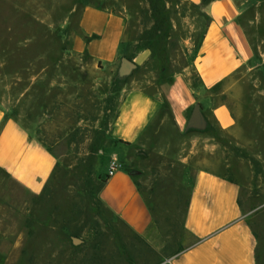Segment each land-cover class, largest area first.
I'll return each instance as SVG.
<instances>
[{
	"label": "rangeland",
	"instance_id": "1",
	"mask_svg": "<svg viewBox=\"0 0 264 264\" xmlns=\"http://www.w3.org/2000/svg\"><path fill=\"white\" fill-rule=\"evenodd\" d=\"M235 1L246 41L242 62L232 75L207 86L195 61L209 19L189 0L92 3L125 19V58L137 68L124 78L119 63L104 65L72 51L67 28L74 23L71 13L82 10L80 0H0V106L30 143L57 159L38 195L0 169V264L160 262L153 246L134 236L100 198L114 153L124 169L144 177L165 258L190 241L184 219L191 180L186 183L184 175L193 177L201 163L242 185L241 205L260 233L264 254V0ZM141 53L147 57L139 65ZM136 86L166 96L182 88L190 94L183 130L169 125L156 142L173 163L148 146H122L112 136L122 98ZM197 105L207 126L188 129ZM222 106L233 116V130L218 125L214 111ZM146 183L158 184L159 194Z\"/></svg>",
	"mask_w": 264,
	"mask_h": 264
},
{
	"label": "crops",
	"instance_id": "2",
	"mask_svg": "<svg viewBox=\"0 0 264 264\" xmlns=\"http://www.w3.org/2000/svg\"><path fill=\"white\" fill-rule=\"evenodd\" d=\"M104 1L80 0L82 10L71 13L74 23L67 28L68 37L73 36L69 44L79 56L108 66L119 63L120 69L127 54V46L123 45L125 19L104 6L92 5ZM189 1L202 6L209 18L195 64L204 83L213 86L232 75L242 62L239 53L245 51L246 41L239 22L241 9L235 0ZM244 53L247 57V51ZM146 57V53H141L135 62L140 65ZM186 90H168V96L139 86L127 90L112 127L113 138L122 146H148L153 154L173 163L171 156L156 149V142L169 125L177 131L183 130L192 104ZM214 115L223 131L235 128L228 107L217 108ZM210 155L216 159L215 152L211 151ZM56 166V157L30 143L22 129L6 118L0 106V169L26 192L38 195L46 188ZM194 169L193 177L184 175L186 183L191 180L184 219L190 241L172 257L165 258L160 247L159 232L153 223L152 200L144 194L141 174L135 177L123 168L103 184L100 198L134 236L153 246L156 257L162 258L156 264H264V254L259 253L262 238L241 205L242 185L221 174L213 164L201 163ZM150 180L153 183L155 176ZM145 185L154 195L159 194L158 184H154L156 188L149 183Z\"/></svg>",
	"mask_w": 264,
	"mask_h": 264
},
{
	"label": "water",
	"instance_id": "3",
	"mask_svg": "<svg viewBox=\"0 0 264 264\" xmlns=\"http://www.w3.org/2000/svg\"><path fill=\"white\" fill-rule=\"evenodd\" d=\"M137 65L129 60L128 58H123L121 61V66L119 69V76L124 78L129 76L135 69ZM207 126L206 119L203 115V110L200 105H197L193 110L189 122L187 125L188 129H205ZM74 242L78 243L80 240L74 239Z\"/></svg>",
	"mask_w": 264,
	"mask_h": 264
},
{
	"label": "built area",
	"instance_id": "4",
	"mask_svg": "<svg viewBox=\"0 0 264 264\" xmlns=\"http://www.w3.org/2000/svg\"><path fill=\"white\" fill-rule=\"evenodd\" d=\"M108 172L109 178L113 177L118 171L124 168L123 164L120 162L119 157L116 153L109 156Z\"/></svg>",
	"mask_w": 264,
	"mask_h": 264
},
{
	"label": "trees",
	"instance_id": "5",
	"mask_svg": "<svg viewBox=\"0 0 264 264\" xmlns=\"http://www.w3.org/2000/svg\"><path fill=\"white\" fill-rule=\"evenodd\" d=\"M208 19H209V18H208ZM208 24H209V23H208ZM129 60H130V59H129ZM202 110H203V108H202ZM108 179H110V178H109V176L106 174V177H105V179L103 180V184L106 183Z\"/></svg>",
	"mask_w": 264,
	"mask_h": 264
}]
</instances>
